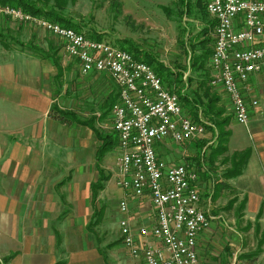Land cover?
I'll return each instance as SVG.
<instances>
[{
	"label": "crops",
	"instance_id": "1",
	"mask_svg": "<svg viewBox=\"0 0 264 264\" xmlns=\"http://www.w3.org/2000/svg\"><path fill=\"white\" fill-rule=\"evenodd\" d=\"M57 71L52 59L27 50L0 62V264H109L88 229L99 199L91 184L98 176L92 177L89 165V181L79 179L84 165L76 166V140L63 151V124L50 115L62 92ZM248 85V101L258 104H249L247 125L235 120L222 86L217 92L212 86L223 110L220 121L228 122L225 149L219 127L199 107L211 125L200 139L182 143L183 160L175 161L206 168L198 185L204 198H211L213 218L198 237L200 264H264V71L253 73ZM246 150L249 156L237 173L235 153ZM171 155L163 157L170 161ZM128 216L135 229L149 225L148 199H131ZM250 236L259 238L253 243ZM255 243L258 254L248 258L246 249ZM132 258V264H145L142 256Z\"/></svg>",
	"mask_w": 264,
	"mask_h": 264
},
{
	"label": "built area",
	"instance_id": "2",
	"mask_svg": "<svg viewBox=\"0 0 264 264\" xmlns=\"http://www.w3.org/2000/svg\"><path fill=\"white\" fill-rule=\"evenodd\" d=\"M207 3L215 22L209 60L215 75L210 84L222 86L230 97L235 120L247 125L249 104H258L246 97L248 82L253 73L264 71V0ZM3 10L58 36L81 74L102 73L113 80L118 99L110 115L118 141L116 182L123 191L119 209L124 215L119 230L130 254L142 256L145 264H200L198 237L213 218L211 198H204L198 185L206 168L169 161L159 149L168 141H196L197 133L206 131H200L190 112L178 104L173 88L165 85L151 65L132 61V54H124L111 41L102 44L84 30L69 32L67 26L26 16L14 7ZM187 76L186 72V93ZM131 199H148L153 215L149 225L134 228L128 216Z\"/></svg>",
	"mask_w": 264,
	"mask_h": 264
},
{
	"label": "rangeland",
	"instance_id": "3",
	"mask_svg": "<svg viewBox=\"0 0 264 264\" xmlns=\"http://www.w3.org/2000/svg\"><path fill=\"white\" fill-rule=\"evenodd\" d=\"M162 6H169L173 11L171 15H168ZM183 9L181 0H69L65 13L88 34L100 33L116 45H120L123 39H131L141 49L175 71L182 65H189L179 41L182 27H185L186 35L191 38L200 34L202 29L208 26V23L201 18L183 14ZM195 11L197 12V8ZM27 45L32 47L35 45L50 52L52 47L57 49L63 68L62 74L57 75L55 81L56 86L62 90L56 103L59 109L71 110L82 118L96 117L97 127L103 132L112 133L114 129L111 115L108 114L101 119L100 109V105L109 93L114 88L116 90L110 76L102 73L81 74L74 59L66 55L63 43L58 36L34 23L15 19L6 13L3 7H0V62L5 61L13 51L33 52ZM208 70L210 71L209 62ZM186 72L190 74L189 69ZM197 85L196 80L190 84L188 93L190 94L191 91L192 94ZM213 89L216 92L218 90L216 86ZM182 101L184 107L190 110V107L185 105V101ZM62 124L63 151L73 147L76 140V151H78L76 166L79 167L81 163L84 165V169L79 168V179L89 181L91 169H93L92 177L95 179L99 176L96 152L100 140L87 126L76 123ZM184 148L185 145L182 143L168 141L162 149H159V152L162 154L163 151L161 156L167 153L172 154L170 161H180L183 160L181 153ZM117 158L116 146L98 163L104 170V175H109L110 178L104 182V188L98 192L99 199L93 204L94 214L88 229L92 231L94 241L103 248L109 264H132V255L122 246L119 231L118 221L121 212L118 203L123 191L116 182ZM64 159L63 154V164L66 163ZM72 172L73 170L70 171ZM248 227L249 225L246 226ZM249 238L254 243L259 237L250 236ZM246 253H249L246 255L248 258L258 254L256 243L246 249ZM238 257L240 258L241 255ZM249 261L252 262V260Z\"/></svg>",
	"mask_w": 264,
	"mask_h": 264
},
{
	"label": "trees",
	"instance_id": "4",
	"mask_svg": "<svg viewBox=\"0 0 264 264\" xmlns=\"http://www.w3.org/2000/svg\"><path fill=\"white\" fill-rule=\"evenodd\" d=\"M68 2L69 0H0V7L10 6L14 8H22L24 11L29 13L41 15L50 20L58 21L64 26L73 27L80 30L82 27L78 24H75V22L69 19L65 13V8ZM181 2L184 7L182 11L183 14H187L190 17L192 15L196 16L208 23V26H205L200 34L198 33L191 38H188L185 27H182L179 41L186 59H189L188 66L182 65L181 68H177V70L173 71V69L158 61L152 54L141 49L131 39H123L119 46L132 51L137 58L149 63L162 78L166 86H169L174 90H178L179 92L185 84L184 74L188 69H190V74L187 76V83L190 85L196 80L198 85L197 88L192 91V94L191 91L190 94L188 92L185 95L181 94V99L185 101V105L190 107V110L188 111L190 114L192 113L191 115L193 117L198 118L199 109L201 108L203 116L219 127V143L221 149H225L223 143L226 141L229 133L225 130L224 126L228 122L227 118L220 121V116L223 113V110L219 109L216 105L217 98L213 97L214 93L212 90V85L210 84L211 72L208 70V62L213 52V27L215 22L210 18L206 10L207 0H181ZM195 8H197V12L195 11ZM162 9L168 15H171L173 12L169 6H162ZM90 35L91 37L97 39L104 38L100 33H90ZM201 35H204V37H201ZM34 46L32 47V45H27L29 49L33 50V52L40 57L52 59L54 64L59 69L57 75L62 74V62L61 58L57 55V49L55 50L54 47H52V52H50L49 50H44L40 47ZM117 99L118 95L114 88L109 93L103 104L100 105L102 113L101 119L110 114ZM50 115L67 125L76 123L87 126L94 131L100 140V145L96 152L99 176L97 180L91 184L93 198L95 199L98 195V192L104 188V182L110 178L109 175H104V170L98 163L105 156V154L114 150V148L117 146L118 141L116 132H103L95 124L96 117L82 118L71 110L59 109L56 103L51 106ZM249 153V150L235 153L234 158L238 159V162H235V171L237 173L241 171V168L243 167L244 162H246Z\"/></svg>",
	"mask_w": 264,
	"mask_h": 264
},
{
	"label": "bare ground",
	"instance_id": "5",
	"mask_svg": "<svg viewBox=\"0 0 264 264\" xmlns=\"http://www.w3.org/2000/svg\"><path fill=\"white\" fill-rule=\"evenodd\" d=\"M17 10L19 12H21L22 14L26 15V16H29V17H33V18H38V19H44L46 21H52L53 24H58V25H62L60 22L58 21H53V20H50L44 16H41V15H35V14H32V13H29L27 11H24L22 8H17ZM206 10L210 16V18L212 19V14L209 13V3H206ZM15 19H18V20H21V17H14ZM67 29L69 32H82V29H75L73 27H68L67 26ZM98 41H101L102 44H109V40H107L106 38H103V39H97ZM122 52H124V54H132V61H142L144 64H147V65H150L149 63H147L146 61L142 60V59H139L135 56V54L128 50V49H124L122 48ZM210 67V71H211V76H210V82H213V75H215V66L214 65H209ZM153 68V67H152ZM190 70V69H189ZM153 71L155 73H157L155 71V69L153 68ZM189 74V73H188ZM213 86V85H212ZM181 94L182 95H185L186 92L184 91V87L181 88L180 92L178 90H174L173 89V97L178 100V104L179 105H184L182 99H181ZM185 108V107H184ZM186 111L187 108H185ZM192 120H194V122L196 123L197 127H199V130L200 131H207L208 129V124L205 122V120H203V117L202 115L198 114V118H195L192 116ZM206 132H199L197 133V140L200 139L201 137H203V135L205 134Z\"/></svg>",
	"mask_w": 264,
	"mask_h": 264
}]
</instances>
